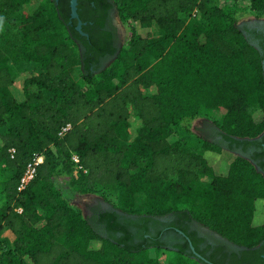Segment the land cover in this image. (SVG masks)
<instances>
[{
    "label": "trees",
    "instance_id": "16d2710c",
    "mask_svg": "<svg viewBox=\"0 0 264 264\" xmlns=\"http://www.w3.org/2000/svg\"><path fill=\"white\" fill-rule=\"evenodd\" d=\"M35 1L37 9L26 13ZM110 1L120 21L141 33L133 28L101 67L106 38L88 42L85 58L69 9L59 10L55 0H0V165L9 174L0 183V264H163L148 250L168 245L118 238L116 222L103 226L118 215L94 210L85 218L65 187L78 195L113 191L115 201L107 202L144 222L182 213L239 247H258L264 242V162H256L264 159V136L258 140L264 53L256 32L239 28L237 3L249 2L260 17L264 0ZM21 60L40 71L22 74L19 101L13 64ZM220 109L216 138L190 142L187 122ZM135 122L141 128L128 142ZM253 145L259 148L253 158H221L225 149ZM35 154L44 162L19 192ZM5 231L15 237L12 247L2 239ZM187 250L178 248L171 264L197 259Z\"/></svg>",
    "mask_w": 264,
    "mask_h": 264
},
{
    "label": "flooded vegetation",
    "instance_id": "af4514ba",
    "mask_svg": "<svg viewBox=\"0 0 264 264\" xmlns=\"http://www.w3.org/2000/svg\"><path fill=\"white\" fill-rule=\"evenodd\" d=\"M55 1L59 10L68 12L69 9L68 24L79 32V47L85 58L88 52V42L101 36L106 38V51L104 55L98 57L97 65L108 66L127 41V36L121 32L118 25V22L123 23L120 21L113 3L110 0H78V18H73L72 0ZM245 29L249 32H256V43L261 46L260 49L264 53V23L257 25L254 29ZM263 136L258 140H262ZM232 152L253 158L259 152V148L253 145L244 151L243 147H239ZM256 162L262 163L264 159H258ZM94 210L99 213V216L107 213L118 215L115 220L105 218L103 226L106 227L116 222L122 231L112 232V234L118 238L128 236V242L134 245L153 244L155 241H159L176 250L181 247L186 248L187 252L190 251L193 254L194 249L201 258L194 254L195 257L205 264H213L207 260L208 258L218 264H264V242L252 250L239 247L220 235L202 229L196 221L182 213L144 222L143 217L129 216L111 207L107 209L96 207L92 210L91 217ZM124 230L127 231V234L124 233ZM144 246L146 245L144 244Z\"/></svg>",
    "mask_w": 264,
    "mask_h": 264
},
{
    "label": "rangeland",
    "instance_id": "374dc122",
    "mask_svg": "<svg viewBox=\"0 0 264 264\" xmlns=\"http://www.w3.org/2000/svg\"><path fill=\"white\" fill-rule=\"evenodd\" d=\"M225 2H221V5H223ZM233 4V2H228ZM40 4V1H35L31 3L28 7H26L25 12L26 13H32L34 12L38 5ZM49 9H51V5L48 6ZM237 9H238V25L239 28L244 31L246 34L245 28L254 29L257 25H260L264 23V15L258 17L255 16L252 11L250 10V3L247 1H242L237 3ZM184 19L189 20L188 17L183 16ZM118 25L120 27L121 32L125 33L127 38L131 34V30L137 29L141 33L140 29L138 28V25L131 24V25H124L120 24L118 22ZM160 36V33L156 32V38ZM25 71H31L34 74H37L40 71V67L32 62H25L23 60L18 61L13 64V75L15 79V84L12 88L14 96L19 100H24V91H23V77L22 74ZM225 111L220 110H203L201 116L191 122H187L192 135L188 136V140L190 142L199 144L201 140H213L216 138L217 133L220 132V124L222 122V119L224 117ZM141 128V124L139 122H135L133 126L128 130L127 139L128 142H133L136 137L138 136L139 130ZM5 130H2V133ZM215 132V133H214ZM180 138L183 137L182 135H178ZM187 137V136H186ZM2 147V141L0 140V148ZM207 155V153H205ZM240 156L232 151H229L225 149L222 152L221 158L223 161L227 163H231L235 161V159ZM4 167L3 165H0V183L4 182L8 177L9 174L4 173ZM98 194L93 195H78L74 193L71 189L65 187V192L67 195V198L69 199L71 205L79 208L85 218H89L91 216V212L96 207H103L104 209L107 208H114L113 205H111L108 201H115L116 195L113 191H107L103 190L101 188H98ZM5 204V200H0V206H3ZM183 209V208H181ZM121 213V210H118ZM264 211V206H263ZM126 214V213H124ZM127 215V214H126ZM164 216L165 218L168 217ZM163 218V217H162ZM198 225L207 231H210L214 233L215 235H218L217 233L213 232L208 226L203 225L200 222H197ZM2 239L5 241L7 246L12 247L15 241V237L10 231H5L2 235ZM148 255L151 257L158 258L163 264H171L174 262L177 257L178 253L176 250H174L172 247H163L162 249L157 248H150L148 250ZM189 264H201L198 259L195 258H186Z\"/></svg>",
    "mask_w": 264,
    "mask_h": 264
},
{
    "label": "built area",
    "instance_id": "2783aa9c",
    "mask_svg": "<svg viewBox=\"0 0 264 264\" xmlns=\"http://www.w3.org/2000/svg\"><path fill=\"white\" fill-rule=\"evenodd\" d=\"M10 153L12 157L15 154V150L11 149ZM73 162L77 165V168H81L79 165V157L74 154L72 157ZM44 162V156L41 154H35L32 161L27 165V168L21 177L20 185H19V192H22L25 190L36 178L37 176V168ZM19 212H22V209L18 210Z\"/></svg>",
    "mask_w": 264,
    "mask_h": 264
},
{
    "label": "water",
    "instance_id": "95a60500",
    "mask_svg": "<svg viewBox=\"0 0 264 264\" xmlns=\"http://www.w3.org/2000/svg\"><path fill=\"white\" fill-rule=\"evenodd\" d=\"M77 4H78V0H72V1H71L72 17H73V18H78ZM263 69H264V61H263ZM263 148H264V144H263ZM192 249H193V248H192ZM193 251H194V254H195L197 257L201 258V256H199V255L195 252L194 249H193ZM207 263H208V262H207ZM208 264H209V263H208Z\"/></svg>",
    "mask_w": 264,
    "mask_h": 264
}]
</instances>
